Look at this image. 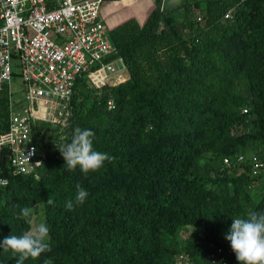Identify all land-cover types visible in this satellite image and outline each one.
Masks as SVG:
<instances>
[{
  "label": "trees",
  "instance_id": "trees-1",
  "mask_svg": "<svg viewBox=\"0 0 264 264\" xmlns=\"http://www.w3.org/2000/svg\"><path fill=\"white\" fill-rule=\"evenodd\" d=\"M99 18L126 76L95 89L75 81L64 123L31 125L37 157L27 173H12L2 153L0 243L38 218L51 251L24 264H210L217 247L225 264H239L225 239L232 218L264 212V0L168 11L162 0H101ZM10 102L16 109L21 99L3 84L0 133ZM77 127L114 159L68 171L58 149ZM23 207L33 209L28 220L17 218ZM17 258L0 248V264Z\"/></svg>",
  "mask_w": 264,
  "mask_h": 264
},
{
  "label": "built area",
  "instance_id": "built-area-1",
  "mask_svg": "<svg viewBox=\"0 0 264 264\" xmlns=\"http://www.w3.org/2000/svg\"><path fill=\"white\" fill-rule=\"evenodd\" d=\"M100 4L101 0H59L48 7L46 0H0V86L9 89L12 75L17 74L22 93L16 109L10 102L7 129L0 133V158L4 152L12 173L32 168L37 148L31 141V125L60 124L68 114L75 81H95L100 72L107 80L96 87L123 80L125 65L100 21ZM260 167L253 162L252 173ZM0 179L8 181L1 165ZM207 257L210 264L226 262L220 247Z\"/></svg>",
  "mask_w": 264,
  "mask_h": 264
},
{
  "label": "clouds",
  "instance_id": "clouds-1",
  "mask_svg": "<svg viewBox=\"0 0 264 264\" xmlns=\"http://www.w3.org/2000/svg\"><path fill=\"white\" fill-rule=\"evenodd\" d=\"M93 137L94 133L91 130L77 127L71 141L58 149L68 171H74L79 165L80 170L85 174L96 172L104 166L105 161L111 162L114 159L107 153L94 150ZM7 183L6 179H0V185L6 186ZM87 196V191L77 185L75 204H83ZM52 202L50 198L47 200L48 204ZM65 207L69 211L73 210L74 202L66 201ZM32 214V208L23 207L17 218L28 220ZM48 238V226L40 223L20 236L9 235L4 238L0 248L4 252L11 250L14 255L18 254L16 264H24L29 257L37 259L42 253L51 251L47 243ZM225 239L230 241L231 249L239 264H264V212L252 211L246 218H232ZM45 264L48 262L46 261Z\"/></svg>",
  "mask_w": 264,
  "mask_h": 264
},
{
  "label": "rangeland",
  "instance_id": "rangeland-1",
  "mask_svg": "<svg viewBox=\"0 0 264 264\" xmlns=\"http://www.w3.org/2000/svg\"><path fill=\"white\" fill-rule=\"evenodd\" d=\"M53 1H59V0H53ZM195 0H162V8L164 9V11H168L178 5L181 4H186V3H192ZM201 4H203V2H201ZM191 15L195 18H197L199 16V11L193 7H191ZM12 69L15 73H18V69H16L15 67L12 66ZM96 80L92 81V80H87L85 82V87L88 88H92L95 89L97 83H99L101 80L106 79V77L104 76V74L102 72L100 73H96ZM125 72H122L121 74V78L124 79L125 78ZM107 80V79H106ZM82 87V86H81ZM9 89L13 94L14 99H18L22 97V93H21V82H20V78L17 74L12 75L10 82H9ZM65 119H63L61 121L60 124L58 125H62L64 123ZM39 224L38 218H34L31 222V228L30 230H32L36 225Z\"/></svg>",
  "mask_w": 264,
  "mask_h": 264
}]
</instances>
